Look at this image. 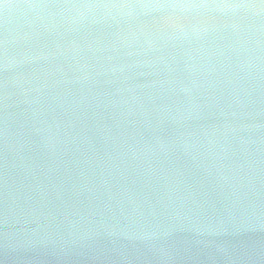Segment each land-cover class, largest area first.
I'll use <instances>...</instances> for the list:
<instances>
[{"label":"water","instance_id":"obj_1","mask_svg":"<svg viewBox=\"0 0 264 264\" xmlns=\"http://www.w3.org/2000/svg\"><path fill=\"white\" fill-rule=\"evenodd\" d=\"M261 5L0 0V264H264Z\"/></svg>","mask_w":264,"mask_h":264},{"label":"clouds","instance_id":"obj_2","mask_svg":"<svg viewBox=\"0 0 264 264\" xmlns=\"http://www.w3.org/2000/svg\"><path fill=\"white\" fill-rule=\"evenodd\" d=\"M89 7H100V6H89ZM102 7H116V8H136V7H145L142 5H114V6H102ZM205 7H215V8H221V9H249V8H255L256 5H245V4H219V5H205ZM259 7H264V5H261Z\"/></svg>","mask_w":264,"mask_h":264}]
</instances>
